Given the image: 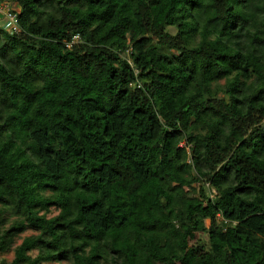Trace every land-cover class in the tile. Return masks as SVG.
Instances as JSON below:
<instances>
[{
	"label": "trees",
	"instance_id": "1",
	"mask_svg": "<svg viewBox=\"0 0 264 264\" xmlns=\"http://www.w3.org/2000/svg\"><path fill=\"white\" fill-rule=\"evenodd\" d=\"M0 2V264H264V0Z\"/></svg>",
	"mask_w": 264,
	"mask_h": 264
},
{
	"label": "built area",
	"instance_id": "2",
	"mask_svg": "<svg viewBox=\"0 0 264 264\" xmlns=\"http://www.w3.org/2000/svg\"><path fill=\"white\" fill-rule=\"evenodd\" d=\"M1 16L7 21L6 29L8 33L15 34L19 30L16 10L7 2H0ZM77 35H72L71 41L76 40ZM68 45V44H66ZM135 72V71H134ZM179 145H182L179 143Z\"/></svg>",
	"mask_w": 264,
	"mask_h": 264
},
{
	"label": "rangeland",
	"instance_id": "3",
	"mask_svg": "<svg viewBox=\"0 0 264 264\" xmlns=\"http://www.w3.org/2000/svg\"><path fill=\"white\" fill-rule=\"evenodd\" d=\"M31 231H25V232H22L19 234L18 237L15 238L14 240V244L18 243L20 241V238L23 236V235H27L29 234ZM200 239L205 242L203 236L200 237ZM12 256V251L11 250H8V251H5L3 253H0V261L3 260V261H8L10 260ZM43 264H66L65 262H49V263H43Z\"/></svg>",
	"mask_w": 264,
	"mask_h": 264
},
{
	"label": "crops",
	"instance_id": "4",
	"mask_svg": "<svg viewBox=\"0 0 264 264\" xmlns=\"http://www.w3.org/2000/svg\"><path fill=\"white\" fill-rule=\"evenodd\" d=\"M0 25L5 27L7 26V21L3 17H1V14H0Z\"/></svg>",
	"mask_w": 264,
	"mask_h": 264
}]
</instances>
